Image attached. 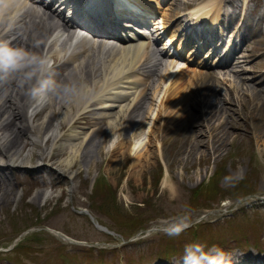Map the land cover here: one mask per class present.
Instances as JSON below:
<instances>
[{
	"label": "rangeland",
	"instance_id": "374dc122",
	"mask_svg": "<svg viewBox=\"0 0 264 264\" xmlns=\"http://www.w3.org/2000/svg\"><path fill=\"white\" fill-rule=\"evenodd\" d=\"M203 1L159 0L170 16L187 13L180 18L182 28L189 12ZM219 2L222 18L229 25L212 29L213 43L223 34L218 43L221 55L215 59L208 54L192 56L191 62L186 58L188 51L180 59L165 56L161 75L155 77L149 91L151 104L148 101L140 110L146 117L121 132L88 130L80 147L83 155L73 162L70 174L64 171L69 154L62 145L70 131H81L86 126L83 124L58 129L55 143L46 142L51 129L40 135L28 134L15 159L8 160L0 153V162L7 160L11 166L5 172L14 184L8 197L0 196V264H182L184 255L180 253L193 243L206 250L215 246L224 254L225 264H264V0ZM157 16L160 21V14ZM172 22L169 24L174 29ZM237 33L241 38L232 54L233 71L226 74L227 68L216 64L230 54ZM176 37L178 43L183 36L178 32ZM163 43L159 40L157 47ZM203 58L214 65H195ZM56 63L43 56L36 63L34 88L28 98L35 101L41 95L43 104L38 116L30 117L31 122L46 121L51 111L47 107L51 96L48 87L55 90L69 72L70 67L56 69ZM179 66L215 74L218 87L197 94L201 102L197 110L187 108L195 111L191 128L171 136L161 132L163 125L156 116ZM40 71L47 75V81L44 90L37 92ZM252 86L261 92L256 93ZM216 100L228 110L220 113L222 127L211 130L219 121L215 117L207 121L201 108ZM259 118L260 127L255 124ZM155 123L163 134L159 139H165L163 153L157 134H151ZM138 140L142 143L133 150ZM118 141L124 142L122 149H117ZM39 147L46 150L40 153ZM135 154L142 155L140 161L135 162ZM167 174L173 182L172 191L165 185ZM102 202L107 205L98 208ZM179 217L187 218L190 229L175 238L165 234L162 229ZM174 243L178 254H164Z\"/></svg>",
	"mask_w": 264,
	"mask_h": 264
},
{
	"label": "bare ground",
	"instance_id": "6f19581e",
	"mask_svg": "<svg viewBox=\"0 0 264 264\" xmlns=\"http://www.w3.org/2000/svg\"><path fill=\"white\" fill-rule=\"evenodd\" d=\"M125 1L130 6L120 8L117 5ZM212 1L204 0L201 2L202 4H198L189 12L190 16L195 20H204L202 22H206L210 30L221 26L223 13L221 11L223 9L222 4L219 0ZM61 2L63 3V11L69 7L71 10L75 8L79 14L86 17L84 22L78 20L84 27L95 30L96 34H109L112 36L114 33L111 34L110 29L115 31L112 19L116 17L125 18L126 13L136 14L139 12V9L135 7V4H140L151 13L154 10H158L157 12L161 13L162 17L160 27H169L168 23L170 19L176 21L174 23H177V25L172 34H170L169 42L172 44L173 49L178 52V55L180 57L183 56L182 50L185 48V45L182 39L177 43L176 33L180 29V25H182L183 18H180L184 17L185 13L179 14L180 16L176 14L170 16L167 11L163 10L164 8L160 7L161 3L159 1L117 0L115 2L114 0L111 3V0H61ZM36 3H39V0H0V46L12 54L10 59L15 61V66L8 62L7 68L3 67V65L0 67V153L5 158H8V160L13 159L15 155H19L28 134L40 135L51 129L52 133L46 142L51 141L55 143L59 140L58 129H64L76 123L83 124L86 126L81 127V131L80 129L77 131L75 129L71 130L66 138L67 143L62 145L64 146L63 150L69 154L64 171L70 174L73 162L76 159H80L83 155L80 150L90 132H98L103 128L121 132L131 125L133 127L137 121L143 120L146 117V115L141 116L142 111L140 110L145 107L148 101L151 104L149 91L156 83L155 77L161 75L160 70L165 65L164 55L160 49L155 47L157 40L153 38V33L137 37L136 33L128 30V28L126 31L119 29L124 38L118 46H107L105 41L97 40V42L91 43L85 38H80L74 34L71 30V21L65 20L61 12H57L50 7L42 10ZM115 4L116 6L113 8L112 6ZM97 5L101 9L90 8ZM85 8L91 11L85 12ZM149 14H144L141 24L147 26L153 23V26L158 29V22L153 21V14ZM138 17L141 18V16ZM92 19L97 22V29H95L96 25ZM225 23H223L225 26H229ZM122 25L127 26L128 24ZM130 26L132 27L131 24L128 25V27ZM105 27L108 30L103 31ZM260 32L261 29L258 30V37ZM48 34L50 36L46 39ZM205 35H208V33ZM222 35L215 41L216 45L221 43L223 39ZM211 36L208 35V39H211ZM197 37L199 47L208 41L202 35H197ZM213 39L212 36V41ZM216 45L214 48H211L212 51L213 49H217L215 48ZM211 49H209V52ZM69 50L70 52H68ZM16 53H20V55L17 56L15 55ZM41 55L45 56L44 60L54 59L57 62L54 67L59 71L64 69V67L70 68L69 72L64 75L62 74L63 76L60 79L61 85L59 84L55 90V87H48L51 94L50 102L47 105L44 101L51 110L47 116L48 118L44 122L34 123L35 119L31 122L30 117L33 116L35 118L38 116L42 99L38 95V97L36 96L37 100L32 101L28 96L31 95L30 92L33 88L31 83L32 74ZM192 56L190 51H188V55L186 56L188 61L191 62L193 60ZM225 56V61L231 62L230 57ZM0 59L3 61L1 63L4 64L5 56L0 55ZM195 64L199 67L211 66L213 63L212 61L208 63L198 60ZM227 67L226 74L233 71L232 64L227 65ZM192 70L180 68V66L174 70V76H172L169 88L165 90L163 99H161L159 114L156 116L157 121L163 125V131H161L163 134L177 136L182 134V132H188L193 124L192 120L195 119V111H189L187 108L197 110V106L201 103L197 94L210 89L214 90L218 87L215 81L217 79L215 74L203 73L200 72L201 70ZM209 76L212 82L207 79ZM236 78H240V76ZM243 83L245 84L244 81ZM251 89L256 92L255 87L252 86ZM259 90L256 93H260L261 90ZM230 94L233 95L232 90H230ZM222 99L220 98V100ZM38 101L40 102L37 103ZM216 101H211L208 106L205 105L204 108H201V112L205 114L207 121H211L214 117L219 121L221 117L220 113L228 110V107H224L222 104L218 105V100ZM224 102L225 100H223ZM73 108L76 110L74 114H71ZM30 109L31 113L29 114ZM230 110L233 111V109ZM160 116H164V119H161L163 117ZM261 122L260 118L256 120V126L260 127ZM154 125L155 127L151 128V134L154 136L157 134L158 143L161 145L159 147L163 153L165 139H162V141L159 139L163 134L160 135V131L157 129L158 127L161 129V126L157 125V123ZM221 127L222 121H219L217 125L214 124L211 127V130L220 129ZM137 128H140V126H137ZM88 130L91 131L88 133ZM123 143L122 141H118L117 149H122ZM140 143L139 140L138 142L135 141L133 150H136L140 146ZM96 144L98 145V142ZM39 148L40 153L46 150L45 147ZM50 154H53V152ZM141 157V154H135V162L140 161ZM10 167L7 160L0 162L1 172L5 173V170ZM167 176L168 174L165 178V185L172 191L174 189L173 182L171 179L168 180ZM12 181V178L8 174L0 177L1 198L8 197L12 193L14 185ZM251 254L255 253L251 252Z\"/></svg>",
	"mask_w": 264,
	"mask_h": 264
},
{
	"label": "clouds",
	"instance_id": "9594fccd",
	"mask_svg": "<svg viewBox=\"0 0 264 264\" xmlns=\"http://www.w3.org/2000/svg\"><path fill=\"white\" fill-rule=\"evenodd\" d=\"M9 59L10 56L6 54L3 67H8ZM188 227H190V224L187 218L179 217L176 221L169 223L162 230L168 236L176 237L181 235ZM182 264H225V257L215 246L206 250L205 246L199 243H193L185 247Z\"/></svg>",
	"mask_w": 264,
	"mask_h": 264
},
{
	"label": "trees",
	"instance_id": "16d2710c",
	"mask_svg": "<svg viewBox=\"0 0 264 264\" xmlns=\"http://www.w3.org/2000/svg\"><path fill=\"white\" fill-rule=\"evenodd\" d=\"M223 192H224V191H223ZM212 194H213V193H212ZM223 197H224V195H223ZM191 199H192V198H191ZM106 205H107L106 203L102 202L101 205H98L97 207H98V208H103L102 206H106ZM196 207L201 208V206H200L199 204L196 205ZM187 229L189 230L190 228H187ZM173 238H175V237H173ZM174 245H176V243L167 246V247L165 248V250H164V254H168V255H176V254H178V253L176 252V247H173ZM219 247H220V246H219ZM220 248H223V246H221ZM167 250H169V251H167ZM180 254L184 255L183 252H181ZM166 256H167V255H166Z\"/></svg>",
	"mask_w": 264,
	"mask_h": 264
},
{
	"label": "snow or ice",
	"instance_id": "6c2138e0",
	"mask_svg": "<svg viewBox=\"0 0 264 264\" xmlns=\"http://www.w3.org/2000/svg\"><path fill=\"white\" fill-rule=\"evenodd\" d=\"M6 54L9 56L12 55V54L8 53L6 49H4L2 46H0V55L5 56ZM15 55L19 56L20 53H16ZM8 62L11 63L13 66H15V61L9 59Z\"/></svg>",
	"mask_w": 264,
	"mask_h": 264
}]
</instances>
